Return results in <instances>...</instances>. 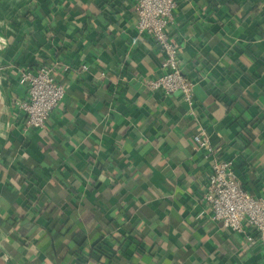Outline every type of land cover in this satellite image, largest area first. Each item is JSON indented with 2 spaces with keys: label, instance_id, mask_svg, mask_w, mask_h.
<instances>
[{
  "label": "crops",
  "instance_id": "crops-1",
  "mask_svg": "<svg viewBox=\"0 0 264 264\" xmlns=\"http://www.w3.org/2000/svg\"><path fill=\"white\" fill-rule=\"evenodd\" d=\"M138 19L136 0H0V264H101L88 257L111 231L114 264H264L262 240L213 220V158L193 138L264 196V0L180 2L170 33L193 108L148 89L164 56ZM41 64L67 93L26 129L20 73Z\"/></svg>",
  "mask_w": 264,
  "mask_h": 264
},
{
  "label": "built area",
  "instance_id": "built-area-1",
  "mask_svg": "<svg viewBox=\"0 0 264 264\" xmlns=\"http://www.w3.org/2000/svg\"><path fill=\"white\" fill-rule=\"evenodd\" d=\"M182 0H136L139 16L137 29L151 36L164 59L162 71L146 80L151 92L161 91L172 95L180 93L191 108L195 105V84L184 73L182 46L171 36L170 26ZM84 68H87L84 65ZM20 84L26 95L19 98L16 107L24 119L26 129H43L49 125L52 113L60 108L67 87L57 80L55 68L41 64L34 69L24 67L20 73ZM199 149L213 158L205 200L212 218L223 227L246 235L250 244L257 237L264 242V196H258L240 181L232 159L220 157L219 149L211 137L201 131L194 135Z\"/></svg>",
  "mask_w": 264,
  "mask_h": 264
},
{
  "label": "trees",
  "instance_id": "trees-1",
  "mask_svg": "<svg viewBox=\"0 0 264 264\" xmlns=\"http://www.w3.org/2000/svg\"><path fill=\"white\" fill-rule=\"evenodd\" d=\"M231 0H213L218 5H223L226 2H230ZM32 183L28 187H30ZM34 186V185H33ZM145 221L142 220L139 223V228H142ZM127 236V235H126ZM121 235L118 231H111L107 234H101L93 243L92 250L89 254V259L100 262L101 264H114L116 259L118 258V250L124 249V244L121 241ZM129 234L128 240L130 244L127 248H132L136 250L138 248H142V244L137 242L136 239ZM87 259V257H86ZM88 259V260H89Z\"/></svg>",
  "mask_w": 264,
  "mask_h": 264
}]
</instances>
